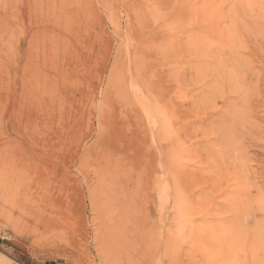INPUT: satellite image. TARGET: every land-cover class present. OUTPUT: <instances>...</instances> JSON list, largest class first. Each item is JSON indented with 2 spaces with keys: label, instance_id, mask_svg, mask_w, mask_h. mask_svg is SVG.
<instances>
[{
  "label": "rangeland",
  "instance_id": "rangeland-1",
  "mask_svg": "<svg viewBox=\"0 0 264 264\" xmlns=\"http://www.w3.org/2000/svg\"><path fill=\"white\" fill-rule=\"evenodd\" d=\"M40 3L0 45V264H264V0Z\"/></svg>",
  "mask_w": 264,
  "mask_h": 264
},
{
  "label": "bare ground",
  "instance_id": "bare-ground-1",
  "mask_svg": "<svg viewBox=\"0 0 264 264\" xmlns=\"http://www.w3.org/2000/svg\"><path fill=\"white\" fill-rule=\"evenodd\" d=\"M17 2L19 1V0H16ZM21 1V5L20 6H22V4L24 5V7H25V9L26 10H21L20 12H19V10H18V7H17V5H16V3H14V0H0V9H1V11L3 12V10L4 11H6L5 12V14H0V45L2 46V48H3V45L1 44V42L4 40V38L6 37V36H8L9 38L8 39H10V35L13 33V35H14V33H15V31H18V30H20V31H22L23 29H24V26H25V19H28L29 20V17L31 16V15H33V14H31L32 12L36 15V13L38 12V10H40L39 8H40V6H39V3H40V1L41 0H20ZM43 1V0H42ZM59 1V0H58ZM60 2H62V1H60ZM73 3V2H72ZM41 4V3H40ZM45 4H46V2H45ZM63 3H61V5H62ZM65 4V3H64ZM58 5V4H57ZM59 5H60V3H59ZM59 5H58V7H59ZM63 6V5H62ZM23 7V6H22ZM23 7V8H24ZM22 8V9H23ZM45 8H47L46 6H45ZM50 8V7H49ZM64 8V7H63ZM64 11V10H63ZM66 11V10H65ZM29 12H31V13H29ZM46 12V11H45ZM57 12V11H56ZM1 13V12H0ZM7 13H8V15H7ZM42 13V12H41ZM67 13V12H66ZM31 14V15H30ZM30 15V16H29ZM39 15V14H38ZM50 15V14H49ZM19 16V17H18ZM29 16V17H28ZM35 17V16H34ZM52 18V17H51ZM11 19V20H10ZM53 19V18H52ZM66 19V18H65ZM10 20V21H9ZM13 20H16L17 22H18V25L17 26H14V25H12L11 24V21L13 22ZM39 20V19H38ZM54 20V19H53ZM68 20V19H67ZM40 21V20H39ZM69 21V20H68ZM17 22H15V24L17 23ZM79 22V21H78ZM73 24H74V22H73ZM80 24V23H79ZM85 24V23H84ZM27 25V24H26ZM37 25V24H36ZM44 25V24H43ZM56 26V25H55ZM59 26V25H58ZM69 26H70V24H69ZM68 26V27H69ZM44 27V26H43ZM55 28V27H54ZM65 29V28H64ZM69 30V29H68ZM58 31V30H57ZM63 31V30H62ZM27 32V31H26ZM88 32V31H87ZM22 33V32H21ZM20 33V34H21ZM58 33H59V31H58ZM64 33V32H63ZM19 34V33H18ZM18 34H16V35H18ZM18 35V36H21V35ZM37 34V33H36ZM84 35H85V33H84ZM17 36V37H18ZM68 36V35H67ZM17 37H16V39H17ZM23 37V36H22ZM70 37V36H69ZM92 37V36H91ZM12 39H14L13 38V36L11 37ZM24 38V37H23ZM64 38V37H63ZM72 38V37H71ZM19 40V39H18ZM58 40V39H57ZM14 41V40H13ZM20 41V40H19ZM91 41V40H90ZM4 42V41H3ZM6 42H7V38H6ZM17 42V41H16ZM68 42V41H67ZM64 43V42H63ZM92 43V42H91ZM9 44H10V41H9ZM13 44H15V45H17L16 43H15V41H14V43ZM13 44H11V45H13ZM19 44V43H18ZM8 45V44H7ZM57 45H59V44H57ZM90 45V44H89ZM80 46V45H79ZM12 46H10L9 45V48H11ZM18 47V46H17ZM21 47V46H20ZM23 47V46H22ZM65 47V46H64ZM28 48H30V47H28ZM19 49V48H18ZM0 50H1V48H0ZM12 50V49H11ZM11 50H9V51H11ZM15 50V49H14ZM14 50H12L11 51V53L14 51ZM18 51V50H17ZM20 51H22V50H20ZM92 51V50H91ZM90 51V52H91ZM7 53H8V51H6ZM72 52V51H71ZM17 53V52H16ZM55 54H57V53H55ZM66 54V53H65ZM8 55V54H7ZM12 55V54H11ZM13 56H14V53H13ZM12 56V57H13ZM58 56H60V55H58ZM62 56V55H61ZM63 57V56H62ZM0 59H1V57H0ZM13 59H15V57H13ZM20 59V58H19ZM58 59V58H57ZM1 61V60H0ZM7 61V60H6ZM9 61V60H8ZM12 61V60H11ZM19 62V61H18ZM9 63L10 62H8V65H9ZM12 64V63H11ZM13 65H15V64H13ZM24 65V64H23ZM5 67V66H4ZM21 67V66H20ZM18 68V67H17ZM6 70V69H5ZM7 71V70H6ZM0 73H1V70H0ZM5 73V71L3 72V74ZM14 78V77H13ZM0 79L2 80V77H0ZM3 81V80H2ZM1 81V82H2ZM6 81V80H5ZM4 81V82H5ZM70 81V80H69ZM109 82V81H108ZM111 82V81H110ZM9 84V83H8ZM1 85H2V83H1ZM11 86V85H10ZM9 86V87H10ZM1 89V88H0ZM6 89H7V86H6ZM5 89V90H6ZM11 182H13V181H11ZM11 187V186H10ZM14 187V186H13ZM10 189V188H9ZM13 191V190H12ZM12 195V194H11ZM199 200V199H198ZM261 204V203H260ZM263 204H264V202H263ZM263 204H261V207L260 208H262L261 210H264V208L262 207V205ZM197 205V204H196ZM203 205V204H202ZM236 205V204H235ZM221 206V205H220ZM237 206H238V203H237ZM219 207V206H218ZM234 209H235V207H234ZM236 214H237V212L240 214V210H238L237 209V207H236ZM233 211V210H232ZM230 211H228V213H229ZM234 212V211H233ZM235 214V215H236ZM242 214V213H241ZM246 214V213H245ZM244 214V215H245ZM243 215V216H244ZM235 217V218H234ZM237 217L236 216H233V219H236ZM240 215H239V219H238V222H239V220H240ZM227 219V218H226ZM226 219H224V221L226 220ZM242 219V218H241ZM227 221V220H226ZM225 221V222H226ZM236 220H234V222H235ZM241 221V220H240ZM248 221V220H247ZM228 222V221H227ZM237 222V223H238ZM242 222V221H241ZM249 223V222H248ZM216 224H218V223H216ZM220 225H222V222H221V224H219V226ZM229 227H231V226H228L227 228L229 229ZM245 227V226H244ZM220 229H222V228H220ZM227 229V230H228ZM256 229H257V227H256ZM213 230V229H212ZM219 230V229H218ZM230 230V229H229ZM234 229H232V231H233ZM222 231V230H221ZM224 231H226V228L224 229ZM231 231V230H230ZM230 231H229V234H228V236H230V238H232V233H230ZM214 232V234L216 235H219L218 233H216L215 231H213ZM218 232V231H217ZM223 232V231H222ZM242 232V231H241ZM245 232H246V230H245ZM256 232V231H255ZM235 233H237V232H235ZM250 233V232H249ZM221 234H223V233H221ZM226 234H227V231H226ZM226 234L224 233L223 235H224V237H225V239H226ZM231 234V235H230ZM214 235V236H215ZM255 235H256V233H255ZM200 236V235H199ZM227 236V237H228ZM243 236H246V234H244V231H243ZM258 236H259V234H258ZM216 237V236H215ZM223 237V236H222ZM222 237L220 238L219 237V239H222ZM224 237H223V239H224ZM239 237H240V235H239ZM247 237V236H246ZM255 237V236H254ZM216 238H218V237H216ZM229 238V237H228ZM256 238V237H255ZM219 239H217V240H219ZM211 240H212V238H211ZM228 240H230V239H228ZM240 241V240H239ZM232 242V241H231ZM238 242V241H237ZM212 243V242H211ZM235 240H234V245H235ZM256 242H254V244H255ZM216 244V243H215ZM222 252V251H221ZM233 255H234V253H233ZM258 256V255H257ZM238 258V257H237ZM250 258H252V257H250ZM232 261H234L233 259H231ZM234 264V263H233Z\"/></svg>",
  "mask_w": 264,
  "mask_h": 264
}]
</instances>
